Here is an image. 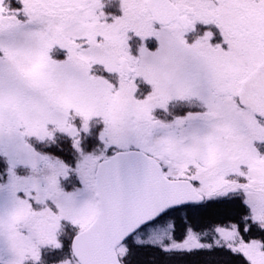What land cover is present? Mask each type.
I'll return each mask as SVG.
<instances>
[{
	"label": "snow or ice",
	"instance_id": "snow-or-ice-1",
	"mask_svg": "<svg viewBox=\"0 0 264 264\" xmlns=\"http://www.w3.org/2000/svg\"><path fill=\"white\" fill-rule=\"evenodd\" d=\"M156 255L264 264V0H0V264Z\"/></svg>",
	"mask_w": 264,
	"mask_h": 264
},
{
	"label": "trees",
	"instance_id": "trees-1",
	"mask_svg": "<svg viewBox=\"0 0 264 264\" xmlns=\"http://www.w3.org/2000/svg\"><path fill=\"white\" fill-rule=\"evenodd\" d=\"M152 254H149L147 258L151 259ZM204 259V257L199 256H189V257H162L159 255H156V260L159 262H162V264H198V262Z\"/></svg>",
	"mask_w": 264,
	"mask_h": 264
},
{
	"label": "rangeland",
	"instance_id": "rangeland-1",
	"mask_svg": "<svg viewBox=\"0 0 264 264\" xmlns=\"http://www.w3.org/2000/svg\"><path fill=\"white\" fill-rule=\"evenodd\" d=\"M179 235V234H178ZM189 257V256H188Z\"/></svg>",
	"mask_w": 264,
	"mask_h": 264
}]
</instances>
